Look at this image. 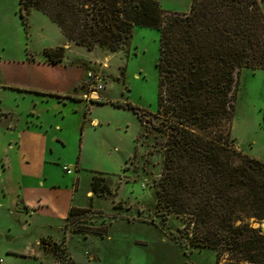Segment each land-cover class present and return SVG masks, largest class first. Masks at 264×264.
I'll return each instance as SVG.
<instances>
[{
  "label": "rangeland",
  "instance_id": "rangeland-1",
  "mask_svg": "<svg viewBox=\"0 0 264 264\" xmlns=\"http://www.w3.org/2000/svg\"><path fill=\"white\" fill-rule=\"evenodd\" d=\"M157 1L171 13L189 12L192 3ZM61 46L64 59L50 64L45 50ZM160 54L157 29L135 27L130 45L118 52L88 50L69 42L43 12L30 9L22 18L20 0H0V118L7 109L26 114L38 100L43 118H62L68 134L58 157L28 148L37 152L26 163L0 130V264H217L215 250L195 248L181 233L179 215L158 207L166 142L156 116ZM84 79L82 102L65 103ZM24 84L55 93L26 91ZM100 85L98 99L86 98ZM93 116L100 120L94 126ZM263 119L264 71L243 68L232 135L254 157L264 155ZM94 175L104 178L99 193ZM23 199H43L42 207L28 213ZM71 205L89 212L66 221ZM77 225L94 230L76 233ZM255 227L264 231V222Z\"/></svg>",
  "mask_w": 264,
  "mask_h": 264
},
{
  "label": "trees",
  "instance_id": "trees-1",
  "mask_svg": "<svg viewBox=\"0 0 264 264\" xmlns=\"http://www.w3.org/2000/svg\"><path fill=\"white\" fill-rule=\"evenodd\" d=\"M30 9L88 50L118 52L137 26L160 31L156 116L166 142L158 207L179 215L181 233L195 248L215 250L217 264H264V231L255 227L264 222V161L232 135L241 70L264 71V0H192L185 13L157 0H20L22 18ZM66 50L46 49L49 63ZM103 181L93 176L95 193ZM87 212L73 206L66 221Z\"/></svg>",
  "mask_w": 264,
  "mask_h": 264
},
{
  "label": "crops",
  "instance_id": "crops-1",
  "mask_svg": "<svg viewBox=\"0 0 264 264\" xmlns=\"http://www.w3.org/2000/svg\"><path fill=\"white\" fill-rule=\"evenodd\" d=\"M52 64V63H50ZM88 76V75H87ZM87 79H84L81 83H76L75 86V94L69 95L68 98H63L64 102H75L81 103L82 96L85 94L84 84ZM23 89L26 91H37V92H46L50 93V95L54 94L55 91H47L42 88H39L36 85H23ZM59 93V92H58ZM46 95V94H45ZM38 100H33L35 106L33 108L28 109L26 114H17L14 111L7 109L2 111L0 118V130L7 131L9 133L10 140H14L15 145H18V149L21 151L22 157L27 161L26 163H30L35 158V152L40 151H50V154L56 157V148L59 146L67 145L68 134L64 130L63 119H56L51 121H46L45 118L41 115V113L37 110V102ZM82 107L78 106L75 108V111H81ZM85 119L87 116V106L84 108ZM264 121V119H263ZM100 123L98 117H91L90 124L97 125ZM264 128V126H263ZM80 146L82 147V140L80 141ZM30 149H36L37 151H30ZM34 154V155H33ZM58 157V156H57ZM256 158L264 161V155H256ZM77 167V166H76ZM80 167V164L77 168ZM88 194H92V192L88 191ZM43 199L40 200H21V206L25 207L28 213H37L38 209L42 207ZM72 205L67 209L66 213H70L72 209ZM68 214H65L64 217ZM69 216V215H68Z\"/></svg>",
  "mask_w": 264,
  "mask_h": 264
},
{
  "label": "built area",
  "instance_id": "built-area-1",
  "mask_svg": "<svg viewBox=\"0 0 264 264\" xmlns=\"http://www.w3.org/2000/svg\"><path fill=\"white\" fill-rule=\"evenodd\" d=\"M91 77H93V74H90ZM103 89V86L100 85L97 87V89H94L90 92L89 95H86V98L90 100H96L99 98L98 92ZM65 172L68 174H71L73 172L72 167H65Z\"/></svg>",
  "mask_w": 264,
  "mask_h": 264
}]
</instances>
